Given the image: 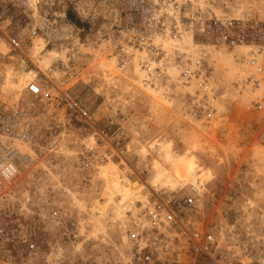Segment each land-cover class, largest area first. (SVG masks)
<instances>
[{"label":"rangeland","instance_id":"obj_1","mask_svg":"<svg viewBox=\"0 0 264 264\" xmlns=\"http://www.w3.org/2000/svg\"><path fill=\"white\" fill-rule=\"evenodd\" d=\"M32 1L10 9L9 29L20 46L0 63V114L26 107L33 125L32 143L17 147V168L3 180L0 264H125L151 227L165 225L169 233L166 205L190 183L169 177L181 155L192 157L195 180L201 179L199 169L207 176L192 182L205 192L199 216L192 217L197 225H251L264 235V136L256 124L261 114L248 113L245 104L243 111L229 110L221 101L217 113L230 111L226 118L238 136L215 135V120L206 133L182 111V89L172 85L159 94L143 85L139 73L116 72L100 51L94 31L108 18L113 0ZM222 1L200 0L215 14ZM243 3L264 11V0ZM33 26L43 30L30 37ZM176 41L168 39L166 47ZM35 43L40 51L33 57ZM179 45L189 48L191 42ZM208 48L223 100L231 83L243 77H236V54ZM187 51L191 61L197 59L196 46ZM30 84L40 95L32 97ZM242 93V101L250 99ZM65 94L86 118L66 109ZM116 132H122L120 140L113 139Z\"/></svg>","mask_w":264,"mask_h":264},{"label":"built area","instance_id":"obj_2","mask_svg":"<svg viewBox=\"0 0 264 264\" xmlns=\"http://www.w3.org/2000/svg\"><path fill=\"white\" fill-rule=\"evenodd\" d=\"M31 2L0 0V63L20 46L9 29L10 9ZM112 3L108 18L94 31L93 38L116 72L139 73L143 85L157 93L173 86L182 89L185 102L182 111L190 123L206 133H210L211 120L225 115L226 112L217 113L222 101L229 110L230 106L236 109V105L245 104L248 113L261 114L256 124L261 125V135L264 134V91L260 98L242 101L239 97L241 92L260 91L258 79L264 77V68L260 69L258 59L264 53V11L259 13L252 5L238 0L219 2V14L200 0H113ZM42 30L33 26L29 35L35 37ZM168 39H177L179 44L190 40L191 46L197 47V59L191 61L188 57L191 46L183 47L176 41L166 47ZM208 47L230 51L236 54L235 63L255 67L254 74L245 81L231 83L230 96L223 100L219 98L220 87L215 83L217 78ZM171 70L177 74L172 79L168 76ZM1 72L0 64V91L4 85ZM245 82L248 84L243 86ZM189 87H192L190 92ZM28 91L32 97L40 95V88L34 84L28 86ZM62 102L66 109L87 117L82 106L68 94L62 97ZM121 136L122 132H116L113 139L120 140ZM32 140V117L26 107H14L0 114V194L3 180L16 170L21 158L17 147L29 146ZM261 144L264 149V142ZM260 169L264 173V161ZM203 196L200 187L186 186L171 207L166 205L169 233H164L165 225L161 229L151 227L150 233L132 246L125 264H264V235H256L251 225L235 228L227 222L205 223L197 229L188 221L175 226V217L199 216L197 209ZM173 228L175 231L171 233Z\"/></svg>","mask_w":264,"mask_h":264},{"label":"bare ground","instance_id":"obj_3","mask_svg":"<svg viewBox=\"0 0 264 264\" xmlns=\"http://www.w3.org/2000/svg\"><path fill=\"white\" fill-rule=\"evenodd\" d=\"M228 0H223L222 2H226ZM240 1L241 3H243V0H238ZM203 4V3H201ZM246 4V3H245ZM252 5V4H251ZM214 12V11H213ZM39 51H40V48L39 46H37V44H33V47L30 49V53L33 57H36L38 54H39ZM264 55V53H263ZM263 55L261 56V58L258 59V65L260 67V69H263L264 68V58H263ZM229 60L228 58L225 60L224 62V65L227 66V67H230L229 65ZM235 72H236V77H238L239 79L241 77H243L242 80H239V82H242V81H245V78H247L249 75H252L254 74L255 72V67L254 68H249L247 67L245 64H236V67H235ZM258 82H259V90L260 91H257V92H250L248 93L249 94V98L251 99L252 97H258L260 98L261 95H263V91H264V77L261 78V79H258ZM248 83L245 82L243 84L244 85H247ZM240 99L242 100L243 99V93L241 92V94L239 95ZM243 104L241 105H236L238 110L239 111H243L244 107H242ZM234 108V107H233ZM246 109V108H245ZM233 110V109H232ZM222 112H226V113H223L225 115H222V117H217L215 121H213V126L215 127V130H218L216 133H214L215 135H219L221 137H223L224 139H229L230 137V134L231 132H234L235 133V136H238V129H233L232 127V124L231 122H229L228 118H226L227 114L230 113L229 110H225V109H222ZM238 115V114H236ZM235 116V115H234ZM229 117V116H228ZM212 121V120H211ZM210 121V122H211ZM232 126V127H231ZM209 131H210V127H208ZM206 132V131H205ZM264 136V134H263ZM264 142V140H263ZM263 148V147H262ZM260 166V165H259ZM197 170V166L193 163L192 161V157L190 156H179L177 159H175L171 166H170V169H169V177L176 183H179V182H190L188 183L186 186H189V185H193L194 187H200L202 189V191L204 192V188L202 187L201 184H197V183H192V182H198V183H201L203 181L206 180L207 176H206V172L203 171L202 169H199V179L201 177L200 180H195L196 178H198V176L195 178L192 173H194V171ZM262 172V170H261ZM262 174L264 175V173L262 172ZM195 178V179H194ZM138 188L137 184H133V188ZM204 198H205V192H204V196L201 200V204L200 206L202 205V203L204 202ZM199 206V208H200ZM173 217H175L173 214H172ZM187 217V218H186ZM176 225H180V224H184V223H187L188 221L197 229H199V227L203 226H199L195 223V219H192L191 216H185L183 218H176ZM173 223V221H172ZM174 228L170 231L171 233H174Z\"/></svg>","mask_w":264,"mask_h":264},{"label":"crops","instance_id":"obj_4","mask_svg":"<svg viewBox=\"0 0 264 264\" xmlns=\"http://www.w3.org/2000/svg\"><path fill=\"white\" fill-rule=\"evenodd\" d=\"M227 143V142H226ZM226 143H222V146L223 147H225L226 145H228V144H226ZM237 152V151H236ZM236 152H235V154H236Z\"/></svg>","mask_w":264,"mask_h":264}]
</instances>
